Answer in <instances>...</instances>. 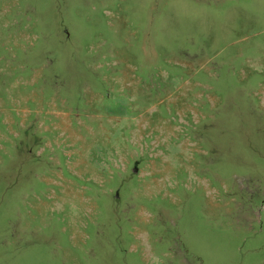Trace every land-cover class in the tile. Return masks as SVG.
I'll list each match as a JSON object with an SVG mask.
<instances>
[{"label":"rangeland","instance_id":"rangeland-1","mask_svg":"<svg viewBox=\"0 0 264 264\" xmlns=\"http://www.w3.org/2000/svg\"><path fill=\"white\" fill-rule=\"evenodd\" d=\"M0 264H264V0H0Z\"/></svg>","mask_w":264,"mask_h":264}]
</instances>
